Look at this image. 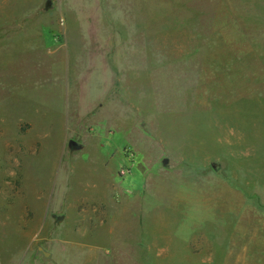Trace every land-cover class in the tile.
I'll use <instances>...</instances> for the list:
<instances>
[{"label":"rangeland","instance_id":"374dc122","mask_svg":"<svg viewBox=\"0 0 264 264\" xmlns=\"http://www.w3.org/2000/svg\"><path fill=\"white\" fill-rule=\"evenodd\" d=\"M0 264H264V0H0Z\"/></svg>","mask_w":264,"mask_h":264},{"label":"water","instance_id":"95a60500","mask_svg":"<svg viewBox=\"0 0 264 264\" xmlns=\"http://www.w3.org/2000/svg\"><path fill=\"white\" fill-rule=\"evenodd\" d=\"M162 164H163V165H166V164H167V160L164 159V160L162 161ZM45 256H47V253H45Z\"/></svg>","mask_w":264,"mask_h":264}]
</instances>
